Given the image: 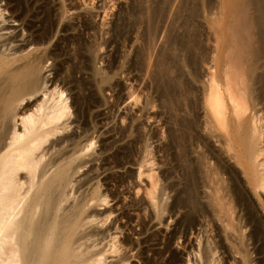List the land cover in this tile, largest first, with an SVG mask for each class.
Segmentation results:
<instances>
[{
    "label": "bare ground",
    "instance_id": "bare-ground-1",
    "mask_svg": "<svg viewBox=\"0 0 264 264\" xmlns=\"http://www.w3.org/2000/svg\"><path fill=\"white\" fill-rule=\"evenodd\" d=\"M73 1L0 0V24H2L0 31L12 30L10 37L7 36L9 34L0 33V264H130L132 258L137 259L138 264H264L262 222L252 202H249L244 186L241 185L234 171L235 168L232 169L227 163L232 161L241 169L258 199L262 197L261 194L264 197L262 146L264 125L255 112V107L258 105L263 106L264 109V20L260 19L261 16L264 18V4H262L264 2L229 0L233 12L239 6H243L244 10L225 25L226 50L219 54V38L216 35V46L214 51L212 50L214 53L210 51L212 55L208 57L209 53L206 47L202 46L199 32L191 28L190 16L186 17L188 0L180 1L177 12H174L176 17L172 25L169 24L168 30L165 29L167 32L164 39L165 46L175 48L181 53L178 54L181 55L180 58L182 57L181 61L186 63L180 65L178 60L180 58L165 53L169 49L162 52L163 48L165 50L163 47L161 52H158L153 77L156 85L159 86L157 87L161 88L163 97L169 100L186 93V122L183 121L184 125L186 123V130H181L179 138L175 139L179 141L181 152L179 159L182 163L186 159L184 163L186 164V194L184 193L186 197L176 198L168 204L164 203V199V202H155V195H152L154 191L149 193L151 202L147 203L148 207L143 208L145 212L143 217L146 218L147 214L148 222L138 216L140 212L142 213L141 207L144 204L133 202L128 209L130 212H136L137 221L134 223L139 227V231L136 229L131 231V227L128 228L136 236V240L132 241L126 236L128 233L123 235V239H118L117 235L123 233L122 227H126V224L114 228L110 225L114 226L116 221L108 223L114 211L109 208L106 210L110 195L108 188L106 187L108 191H105L106 189L103 190L105 192L101 191L102 186L105 188L108 175H105L103 181H99L104 171H101L100 175L96 174L98 177H92L95 174L89 172L92 175L90 177L89 173H85L88 171L83 172V168L93 162L91 159L93 160L95 154L98 158L110 153L116 142L127 140L128 137H132L128 139L129 143L124 141L128 145L116 147V152L113 155L111 153L114 168L123 169V166L131 164L141 169L146 162L145 158L152 159H147L151 156V151L147 147L149 141L145 139L147 143L144 142L142 135L138 133L139 129L135 127L137 124L134 126L132 123L134 119L130 124L128 121L126 127L118 128L115 133L118 135V140L116 138L113 140L112 137L114 142L107 143L111 138L103 140L99 137L103 140L99 144L95 141L97 137H93L98 133L94 130L88 135L89 125L94 121V117L90 114L91 109L101 106L100 99L95 97V90L99 93L101 86L106 85L109 80L106 78L107 69L104 71L103 68L101 70V67L95 66L104 58L98 55L102 51L99 52L98 48L104 46L102 42L100 45L99 39L101 40L104 35H111L109 30V33L104 32L106 25L104 19L108 9L114 6L115 0H99L95 5L94 0H90L89 5L87 1L82 2L85 8L79 5L77 7ZM172 1L132 0L130 8L127 9L132 20L126 22L121 16L119 23L112 25L113 35L107 36L110 38L105 40L114 45L122 35L132 33L131 29L136 25L139 26L140 31L136 32L135 41L141 42V50L138 55L135 53L138 57L136 61L140 67L145 65L144 62L148 64ZM251 3L253 6H250ZM159 4L161 7L158 6ZM246 6H255L254 10L258 12V16L252 17L256 19L259 17L257 21L254 18L252 21ZM6 12L9 14L8 17L4 15ZM198 12L197 5L193 8L192 15L195 16ZM100 14L104 15L103 18ZM99 17L102 21L97 27L95 21ZM9 23H12V27L3 25L9 26ZM75 23L82 27L81 30L90 33V38L93 39L89 44H85L82 41L83 37L80 38V33L76 32V35L72 36L85 50V56L79 53L81 56L79 55L78 58L83 62L80 71H84L87 78L84 79L83 76L82 80L80 74L79 81L74 77H67V74L62 75L64 70L60 71L59 68L62 66L57 65L61 57L68 55L67 49L59 46L61 38L58 36L61 32L65 34L76 31ZM17 29H21V33L19 30L16 33ZM175 29L181 32L178 31L179 34L176 35ZM73 44L75 46V43ZM65 46L68 48L66 44ZM50 60L57 64H52L49 66L51 69H48L47 64ZM65 60L64 62H67ZM153 60L155 61L156 58ZM201 64L208 68L204 76L198 72V66ZM184 68L186 83L181 79ZM86 90L90 92L88 95L85 94ZM69 98L70 103H68ZM251 111H254L253 114ZM72 125H75L74 129L69 132ZM75 129L80 130L81 133L78 135ZM110 132L102 134L106 136L109 133L111 137ZM96 143L99 144L98 152L95 151ZM141 144L143 145L140 149ZM137 152L139 155L136 154ZM134 153L137 155L135 157L137 160L133 159V162L130 160ZM226 158L229 160L226 161ZM98 161L99 158L96 160L97 163H106ZM102 165L99 168H102ZM238 167L236 169H239ZM99 168L97 167L101 170ZM98 170L96 173L99 174ZM81 173L84 175L83 178L77 180ZM141 175L142 173L139 172L137 178L141 179ZM120 176L116 178L117 184L123 186L130 180L127 182L128 185L136 187V183L132 180L134 179L132 171L129 170L127 174L125 172L126 177ZM95 178H98L97 182ZM93 181L95 184L92 183ZM111 181L114 182V178ZM80 190L83 192L81 191L78 196L76 193ZM136 190L137 196L138 188ZM258 203L264 213V203ZM102 207L104 211L100 212L99 210L102 209L97 208ZM118 209L123 210L121 206L117 208L116 213L119 212ZM176 211H181V214L178 219L172 221V226L167 225L169 232L163 249L169 256L163 261L160 258L163 256L161 253L165 251L159 252L158 246H162V242L159 241L156 228L157 225L164 223V214L172 217ZM124 217L126 215L121 218ZM168 226L171 227L170 230ZM196 226L199 227L197 230ZM178 234V240L183 239L181 252L185 255L183 256L186 257L185 259L181 258V252L170 249L171 242ZM188 235L194 236L195 245L190 244ZM147 253L151 258L145 256ZM218 253L220 254L217 256ZM253 253L257 258H252ZM224 255L229 258V262H226ZM109 259L111 261L108 262Z\"/></svg>",
    "mask_w": 264,
    "mask_h": 264
},
{
    "label": "rangeland",
    "instance_id": "rangeland-1",
    "mask_svg": "<svg viewBox=\"0 0 264 264\" xmlns=\"http://www.w3.org/2000/svg\"><path fill=\"white\" fill-rule=\"evenodd\" d=\"M73 1V0H72ZM75 1V2H74ZM73 2L75 3H73L74 5H76L77 7H78V5H79V7H81V8H85V7H83L84 5H83V3H85L86 1H87V4L89 5V3L88 2H91L90 0H83V1H81V0H74ZM97 1H99V0H94V5H95V3L97 2ZM180 1L181 0H173L172 1V3H171V5H170V7H169V11H168V14H167V17H166V19H165V21H164V23H162V27H161V32H160V35H159V40L157 39V44L155 45V50H154V52L152 53V55H151V57H150V62L148 63V64H146V62H144V64L145 65H143V66H138L139 64H137L138 62L136 61V60H138L137 58V53L138 52H140V48H141V42L140 41H135L136 40V38H135V34H136V32H138V31H140V30H138L139 29V26L137 27V25L133 28L134 29V31H133V29H131V32L132 33H125L124 35H122V37L120 38V39H117L116 40V42H114V43H116V44H114L113 45V43L112 44H110V42L107 40H105L106 38H110V37H107V36H109L110 34H108V35H104L102 38H101V40L99 39V43H100V45H102V43H103V45L104 46H102L103 48H101V46L98 48V50H99V52H100V50H102L100 53H98V55L100 56V58H102V57H104L103 59H101L102 60V62H98V63H96V68H100L101 70H103L104 69V71H106V69H107V75H106V78L107 79H109L108 80V82L106 83V85H102L101 86V89H99V93L97 92L98 90H95V97L99 100L100 99V107H97V108H92L91 110V112H90V114L92 115V117H94V123L92 122L90 125H89V132H88V135H91L94 131L95 132H98V133H95L94 135H93V137H97L96 139H99V140H96L95 139V141H97V142H99V144H100V141L103 139V140H105L106 138H111V139H109V141L107 142V143H109V142H114L113 140L116 138V140H118V135H116L115 133H116V131L118 130V128H123V126H127L128 125V121H129V124L132 122V120H133V124H134V126L137 128V130H138V133L140 134V136L142 135V137H143V140H144V142H146L147 143V147H149V151H151V156L149 157L148 156V158L147 159H149V158H152V159H149V160H146V158H145V160L144 161H146L145 163L147 164H143L142 165V168L141 169H139L137 166L135 167V166H131V164H127V165H125V166H123V169H119V168H114V164L112 163V159H111V157H112V155L116 152V147H118V148H120V147H122V146H126V145H128V141L130 140V139H132V137L131 138H129L128 137V139L125 141V142H128V143H125L124 141H120V142H116V144L114 145V147H112V149L110 150V153H106V155H104V156H97L98 158H99V161L98 162H100L101 163V161L103 160V159H105L106 160V158L107 157H110V159L109 158H107V160L106 161H102V162H106L105 164L108 166L109 164V166L107 167L105 164H99V163H97L96 162V160L98 159V158H96L95 157V155H94V157H92L93 158V160L91 159V161H93V162H89L90 164H88L87 166H86V168H83V172H85V171H88V172H85V173H91L92 175H100V173H101V171L103 172V175H100L99 177H100V180L99 181H103V179H105L106 178V176L105 175H108V180H106V185H105V188H104V186H102V190L101 191H103V190H105L106 189V187L108 188V190H109V199H108V202H109V205H108V207H106V210L109 208L110 210H112V211H114V213H113V215L110 217V220L108 221V223L109 222H113V221H116V224L113 226V224H111L110 226H112V227H118V226H121L122 227V225L124 226V224H126V227H122L123 229H124V231H123V233L121 234V235H117L118 236V239H123L122 237H124L123 235H126L127 233V235L126 236H129L131 239H132V241H134V240H136V236H134L133 234H132V232H130L129 230L131 229V231L132 230H138L139 231V227H137V225H136V223H134L135 221H137L136 219H137V214H136V212H134V211H132V212H130V209H128V208H130L131 207V204L133 203V202H135V201H137V202H142L143 204H144V206L143 207H141L142 209H141V211H142V215L139 213L138 214V216H141V217H143L144 215H143V213L145 214V212L143 211V208L146 206V207H148L147 206V203L149 204V202H151V201H149L150 200V197H149V193H151V192H153L152 193V195L154 196V198H156L155 199V202H164V200H165V202L164 203H168V204H170L171 202H173L176 198H180V199H184L186 196H185V190H186V164H184L185 162H186V159H185V157H186V155L184 156V161H183V163L181 162V160L179 159V154L181 153L180 152V146H179V144H178V140H175V139H178L179 137V134L180 133H182V131H185L186 129V123H185V125H184V122H186V93H183V95L181 96L180 94H179V96H177V97H175V99L173 98V100H169V99H167V98H165V97H163V95H162V91H160L161 90V88H158L159 86L158 85H156L157 83L155 82L156 80L154 79V77H153V75H154V71H155V65L157 64V58H158V52L160 51L161 52V49L163 48V47H165V50H164V48L162 49L163 51L162 52H165L167 49H169V50H167L165 53H167L168 55L170 54H173V56H177L178 58H180V56L181 55H178V54H181V53H178V51L175 49V48H172V47H167V46H165L166 45V40L164 39L165 38V34H166V30H168V27L170 26L169 24H171L172 25V22L174 21V19H175V17H176V13H174V12H177V9H178V6H179V3H180ZM78 2V3H77ZM83 2V3H82ZM115 3H114V6H112V7H110V5H109V7H110V9H108V13H107V19H106V17H105V19H104V21H105V23L104 24H106L105 25V30H107V31H105L104 30V32H108V30H109V32L111 33V35H113V26L114 25H116V23L118 24L119 22L118 21H120V18H121V16L123 17V18H125L126 19V22H129V21H131L132 19V17L130 18V16L128 15L129 14V12H128V10L127 9H129L130 8V5H131V2H132V0H115L114 1ZM262 2H264L263 0H262ZM82 3V4H81ZM116 4V5H115ZM147 4V3H146ZM174 4V5H173ZM262 4H264V3H262ZM261 4V5H262ZM173 5V6H172ZM198 5V8H199V12L195 15V16H193L192 15V10H193V8L194 7H196ZM253 6V4L251 3L250 4V6ZM1 6H3V3L1 4ZM159 7H161V4H159L158 5ZM250 6H246V9L248 10V13H249V15H251V17L252 16H254V17H256V16H258L257 14H258V12L256 11V10H254L255 8V6L254 7H250ZM263 8H264V5H263ZM244 10V7L243 6H239V8L235 11V12H233V10L230 8V6H229V0H198V1H196V0H188L187 1V3H186V17H189L190 16V18H191V22H192V25H191V28H194L196 31H198L199 32V34H200V39L202 40V46L203 47H206L205 49H206V51H208V53H209V55H208V57L210 56L211 57V55H210V51L211 52H213L214 51V47L216 46L215 44H216V35L218 36V38H219V45H218V52H219V54L221 55L222 54V51H224V49L226 50V46H225V44L227 43V41H226V38H225V25H227L229 22H231L232 20H233V18H234V16L236 17V16H238V15H240V14H242V11ZM170 12V13H169ZM256 14H255V13ZM4 15L6 16V17H8L9 16V14L6 12V13H4ZM172 15V16H171ZM103 16L104 15H102V14H100V17H102L103 18ZM97 18L96 19V23L95 24H97L96 26L97 27H99L100 25H101V21H102V18ZM254 17H252V19L254 18ZM262 17V18H261ZM260 17V19L262 20H264V18H263V16H261ZM118 18V19H117ZM172 19V20H171ZM255 19V21H257V19H259V17H257V19L256 18H254ZM254 19L252 20V21H254ZM117 21V22H116ZM100 22V23H99ZM108 22V23H107ZM113 22H115V23H113ZM12 24V23H11ZM10 23H9V26H7V24H3V25H5V27H12V25H11ZM76 24V23H75ZM217 24V26L215 27V25ZM218 24H219V26H218ZM1 26H2V24H0ZM15 25V24H14ZM14 25H13V27H14ZM77 26V29H79L80 31H78L77 29H76V31H73V32H71V31H69L68 33H65V34H63V32H61L60 34H59V36L58 37H60L61 39H60V44H59V46L61 47V48H63V49H67V52H66V54H68V55H64L63 56V58L61 57L60 59L61 60H58L57 62H58V64L56 63V62H54L53 60H50L49 62H48V64H47V66L49 67V66H51L52 64H57L58 65V67H60V65L62 66L61 68H59L60 69V71H61V69L62 70H64V71H62V75H66L67 77H69V78H71V77H74L75 78V80H81V78H82V80H83V76H84V79H86L87 78V74H84V71H80V70H82V64H83V62H82V60L81 59H79L78 57H79V55L81 54V55H83V56H85V50L82 48L83 46H82V44L80 45V44H78L77 43V41L75 40V38L74 37H72V36H74V35H76V32H78V33H80V38H82V41L83 42H85V44H89L90 43V41H91V39L92 38H90L91 37V35H90V33L88 34V32L86 33V31H84V29H82L81 30V28L82 27H80V25L77 23L76 24ZM99 25V26H98ZM113 25V26H112ZM165 25V26H164ZM178 25V24H177ZM177 25H176V27H177ZM108 26V27H107ZM79 27V28H78ZM217 27H219V28H221L220 30H219V28H217ZM212 28H217V29H215V30H217V32H214L215 30H213ZM166 29V30H165ZM18 30L19 29H17V31H16V33L18 32ZM21 30V29H20ZM19 30V33H21V31ZM112 32H111V31ZM162 30H163V32H162ZM213 30V31H212ZM82 31V32H81ZM165 31V32H164ZM178 31H179V33L181 32L180 30H174V34L176 33V35H178L179 33H178ZM10 32H12V30H9V31H7V30H5V31H0V33H4V34H9V35H7V36H12V35H10ZM83 32H85V33H83ZM108 32V33H109ZM82 33V34H81ZM4 34H2V35H4ZM61 34H63V35H61ZM67 34H68V37H66L67 36ZM71 34V35H70ZM132 36H131V35ZM163 34V35H162ZM83 35V36H82ZM110 35V36H111ZM25 37H26V34L24 35ZM64 36V37H63ZM70 36V37H69ZM106 36V37H105ZM128 38H127V37ZM57 37V38H58ZM63 38H65V39H67L66 41H65V39L63 40ZM74 38V39H73ZM72 39H73V41H72ZM87 39V40H86ZM122 39V40H121ZM54 40V39H53ZM69 40V41H68ZM88 40H89V42H88ZM105 40V41H104ZM132 40V41H131ZM213 40L215 41L214 43H213ZM75 41V42H74ZM92 41H93V39H92ZM118 41V42H117ZM121 41V42H120ZM129 41V42H128ZM165 41V42H164ZM54 43L56 42V39H55V41H53ZM64 42H66L65 44L67 45V47L68 48H66V46H65V44H64ZM69 44H68V43ZM71 42H73V43H75V46H74V44L73 43H71ZM88 42V43H87ZM102 42V43H101ZM105 42H107V43H105ZM124 42H126V43H124ZM132 42H134V43H132ZM136 42V43H135ZM77 43V44H76ZM98 43V42H97ZM163 43V44H162ZM165 43V44H164ZM84 44V43H83ZM110 46H109V45ZM127 44V45H126ZM129 44V45H128ZM52 45H53V43H52ZM71 45V46H70ZM77 45H79V47L81 46V48H77L78 46ZM138 45V46H137ZM163 45V46H162ZM77 46V47H76ZM131 46V47H130ZM133 46V47H132ZM137 46V47H136ZM69 47H70V49H69ZM109 49H108V48ZM120 47V48H119ZM139 47V48H138ZM213 48V49H212ZM72 49V50H71ZM117 49V50H116ZM160 49V50H159ZM173 49V50H172ZM108 50V51H107ZM124 50V51H123ZM174 50H176V51H174ZM213 50V51H212ZM80 51V52H79ZM131 51V52H130ZM173 52V53H171V52ZM105 52V53H104ZM106 52H107V54H106ZM114 52V53H113ZM133 52V53H132ZM177 52V53H176ZM75 53V54H74ZM80 53V54H79ZM125 53V54H124ZM137 55H136V54ZM214 53V52H213ZM177 54V55H176ZM80 55V56H81ZM108 55V56H107ZM111 55V56H110ZM69 57V58H66V57ZM77 56V57H76ZM110 56V57H109ZM172 56V55H171ZM108 57V58H107ZM113 57V58H112ZM131 57V58H130ZM133 57V58H132ZM65 58H66V60H65ZM71 58V59H70ZM156 58V60L154 61L153 59H155ZM182 58V57H181ZM178 59L180 62V65H183V63H186V62H184V61H181L182 59ZM67 59H69V60H67ZM113 60V61H110V60ZM121 59V60H120ZM64 60L65 61H67V62H64ZM74 60V61H73ZM76 60V61H75ZM78 60H80V61H78ZM100 60V61H101ZM132 60V61H131ZM59 61H61V63L59 62ZM110 61V62H109ZM116 61V62H115ZM119 61V62H118ZM54 62V63H53ZM108 64L109 63V65H107L106 63ZM113 62V63H112ZM128 62V63H127ZM60 63V64H59ZM120 63V64H119ZM154 63V64H153ZM75 64V65H74ZM79 64V65H78ZM101 64H102V66H101ZM106 64V65H105ZM122 64V65H121ZM136 64H137V66H136ZM73 65V66H72ZM104 65V66H103ZM120 65V66H119ZM131 67H130V66ZM69 66V67H68ZM107 66V67H106ZM109 66V67H108ZM113 66H114V68H113ZM118 66V67H117ZM122 66H124V67H122ZM145 66V67H144ZM147 66V67H146ZM201 66H203L202 68H201ZM135 67V68H134ZM152 67V68H151ZM72 68H74V70H72ZM76 68H78L77 70H76ZM80 68V69H79ZM103 68V69H102ZM146 69V71H145V69ZM186 68V67H185ZM185 68L183 69V75H182V81H185V83H186V70H185ZM48 69H51V67H49ZM58 69V70H59ZM113 69V70H112ZM119 69V70H118ZM120 69H122V70H120ZM67 70V71H66ZM70 70V71H69ZM123 70H124V72H123ZM207 70V71H206ZM48 71V70H47ZM74 71V72H73ZM108 71H109V73H108ZM116 71V72H115ZM152 71V72H151ZM70 72V73H69ZM83 72V73H82ZM126 72V73H125ZM144 72H146V73H144ZM198 72L200 73V75L201 76H204V75H206L207 74V72H208V68H207V66H205L204 64H201V65H199L198 66ZM205 72V73H204ZM63 73H65V74H63ZM86 73V72H85ZM123 73V74H122ZM131 73H133V74H131ZM136 73V74H135ZM152 75H151V74ZM80 74H81V78H80ZM46 75H48V73H46ZM73 75V76H72ZM86 75V76H85ZM111 77H113V78H111ZM133 75V76H132ZM141 75V76H140ZM147 75V76H146ZM124 76V77H123ZM126 76V77H125ZM138 76V77H137ZM140 76V77H139ZM150 76V77H149ZM129 77V78H128ZM131 77V78H130ZM73 78V79H74ZM80 78V79H79ZM111 78V79H110ZM124 78V79H123ZM133 78V79H132ZM143 78H144V80H143ZM153 80H152V79ZM137 81H136V80ZM89 80H90V78H89ZM111 80V81H110ZM133 81V82H132ZM130 82H131V84H130ZM150 82H151V84H150ZM140 83H142V85L140 84ZM144 83H145V86H144ZM185 83H184V87H185ZM122 84V85H121ZM137 84V85H136ZM118 85V86H117ZM127 85V86H126ZM113 86V87H112ZM117 86V87H116ZM133 86V87H132ZM135 86V87H134ZM138 86V87H137ZM141 86V87H140ZM147 86V87H146ZM158 86V87H157ZM125 87H126V90L128 91H126L125 90ZM132 87V88H131ZM143 87V88H142ZM157 87V88H156ZM180 87H182V85L180 86ZM196 87L197 88H199L198 86H197V84H196ZM117 88V89H116ZM139 88V89H138ZM145 88V89H144ZM147 88V89H146ZM154 88V89H153ZM102 89H106L105 91L103 90L102 91ZM129 89H130V91H129ZM133 89V90H132ZM143 89V90H142ZM181 90H182V88H180ZM184 89V88H183ZM101 90V91H100ZM138 90V91H137ZM146 90V91H145ZM149 90H150V92H149ZM158 90V91H157ZM85 92V91H84ZM87 92V93H86ZM86 92H85V94L86 95H88L90 92L88 91V90H86ZM113 92V93H112ZM134 94H133V93ZM135 92H137V93H135ZM148 92V93H147ZM158 94H157V93ZM185 92V91H184ZM119 93V94H118ZM129 93V94H128ZM141 93V94H140ZM66 94H68V93H66ZM100 94V95H99ZM133 94V95H132ZM137 94V95H136ZM151 94V95H150ZM157 94V95H156ZM131 97H130V96ZM136 95V96H135ZM139 95V96H138ZM117 96V97H116ZM142 96V97H141ZM147 96H148V98H147ZM116 97V98H115ZM120 97V98H119ZM133 97V98H132ZM150 97L152 98V99H150ZM180 97V98H179ZM164 98V99H163ZM106 99V100H105ZM148 100V102L150 103V105H149V103L147 102V100ZM157 99V100H156ZM162 99V100H161ZM166 99V100H165ZM180 99V100H179ZM102 100V101H101ZM120 100V101H119ZM141 101V103H140V101ZM145 100V101H144ZM150 100H151V102H154V103H151L150 102ZM153 100V101H152ZM176 100V101H175ZM106 101V102H105ZM136 103H135V102ZM172 101V102H171ZM71 102V99L69 98V100H68V103H70ZM104 103V104H103ZM108 103V104H107ZM164 103V104H163ZM166 103V104H165ZM172 103V104H171ZM176 104V105H175ZM181 104V105H180ZM104 105V106H103ZM167 105V106H166ZM180 105V106H179ZM134 106V107H133ZM152 106V107H151ZM161 106V107H160ZM150 107H151V109H150ZM173 107V108H172ZM263 106H261V105H258V107H255V112L257 113V117H259V118H261V124L262 125H264L263 123V121H264V109L262 108ZM109 108V109H108ZM146 108V109H145ZM141 109V110H140ZM153 109V110H152ZM165 109V110H164ZM174 109V110H173ZM180 109V110H179ZM260 109L261 110H263V111H260ZM145 110V111H144ZM170 111V112H169ZM180 111V112H179ZM182 111V112H181ZM93 112V113H92ZM140 112V113H139ZM165 112V113H164ZM169 112V113H168ZM173 114H172V113ZM252 112H254V111H251V113ZM96 113V114H95ZM250 113V114H251ZM260 113V114H259ZM168 114H169V116H168ZM253 114V113H252ZM99 116V117H95V116ZM102 115V116H101ZM146 115H148V116H146ZM177 115V116H176ZM262 115V116H261ZM104 116V117H103ZM166 116V117H165ZM249 116H252V115H249ZM102 117V118H101ZM128 117V118H127ZM133 117V118H132ZM140 117V118H139ZM142 117V118H141ZM126 118V119H125ZM181 118V119H180ZM72 120H73V117L71 118ZM96 119V120H95ZM101 119H102V121H101ZM128 119H130V120H128ZM149 119H150V121H149ZM153 119V120H152ZM185 119V120H184ZM100 120V121H99ZM124 120V121H123ZM127 122H126V121ZM177 120V121H176ZM97 121V122H96ZM131 121V122H130ZM139 121V122H138ZM163 121V122H162ZM184 121V122H183ZM102 122V123H101ZM122 122V123H121ZM148 122V123H147ZM175 122H176V124H175ZM95 123H98V124H95ZM152 123V124H151ZM163 123V124H162ZM167 123V124H166ZM182 123V124H181ZM126 124V125H125ZM93 125V126H92ZM95 125H96V127H95ZM101 125V126H100ZM139 125H141V126H139ZM183 125V126H182ZM73 126V127H72ZM71 126V128H70V130H69V132H71V130H73L74 129V126L75 125H72ZM98 126V127H97ZM145 126V127H144ZM181 126H182V128H181ZM93 127V128H92ZM101 127V128H100ZM124 127V128H125ZM144 129H143V128ZM95 128V129H94ZM100 130H99V129ZM111 128V129H110ZM114 128V129H113ZM142 128V129H141ZM177 128V129H176ZM184 128V129H183ZM103 129V130H102ZM116 129V130H115ZM94 130V131H93ZM99 130V131H98ZM182 130V131H181ZM75 131H76V129H75ZM80 130H78V131H76L77 132V134L79 135L81 132H79ZM108 131H111L110 132V135H111V137L109 136V133L106 135V136H103L104 134H102V133H104L105 132V134L108 132ZM177 131V132H176ZM263 131H264V128H263ZM92 132V133H91ZM175 132V133H174ZM149 133V134H148ZM98 134V136H96ZM100 134V135H99ZM102 134V135H101ZM145 134V135H144ZM173 134V135H172ZM116 135V136H115ZM104 138H103V137ZM115 136V137H114ZM99 137H101L102 139L100 140V138ZM112 137H113V140H112ZM171 137V138H170ZM145 139H146V141H145ZM150 139V140H149ZM102 140V141H103ZM111 140V141H110ZM115 140V141H116ZM153 140V141H152ZM177 142V143H173V142ZM262 141H264V132H263V136H262ZM124 143V144H123ZM146 143H145V145H146ZM98 143H96V147H95V151L96 152H98V150H99V145ZM118 144V145H117ZM144 144V143H143ZM143 144H141V146L139 145V148L141 149V147H142V145ZM149 144V145H148ZM177 144V145H176ZM185 144H186V142H185ZM122 145V146H121ZM176 145V146H175ZM182 145H183V142H182ZM182 145H181V149H182ZM120 146V147H119ZM179 146V147H178ZM262 146H263V148H264V142H263V144H262ZM114 148V149H113ZM118 148H117V150H118ZM177 148H179V149H177ZM135 149V148H134ZM174 149V150H173ZM114 151V152H111V151ZM186 150V149H185ZM138 152H140V151H138ZM136 153V154H138L139 155V153ZM111 153H112V155H111ZM186 153V152H185ZM263 153H264V151H263ZM135 154V153H134ZM134 154H132V159L130 160V161H133V159L134 160H137L135 157H137V155L135 156ZM176 154V155H175ZM110 155V156H109ZM134 155V156H133ZM154 156V157H153ZM174 156H175V158H174ZM102 157H104L103 159H101ZM106 157V158H105ZM139 157V156H138ZM263 157H264V154H263ZM96 159V160H95ZM109 160V161H108ZM229 159H227L226 158V161H228ZM95 161V162H94ZM149 161V162H148ZM107 162H109V164L107 163ZM134 162V161H133ZM155 162V163H154ZM151 163V164H150ZM228 163V165L232 168V169H234V171L237 173V175H238V178H239V180H240V183H242L241 185L242 186H244L243 188H244V192L246 193V196H247V198H248V200H249V202H252V205L254 206V208L256 209V212L258 213L257 215H259V218H260V220H261V222H262V227H263V230H264V213H263V211L261 210V206L259 205V203L258 202H263L264 203V197H263V195L261 194V198L260 199H258L256 196H255V194H254V192L252 191V189H251V187L248 185V183H247V180H246V178H245V176L243 175V173H242V171H241V169L239 168V169H236L237 167H236V165L232 162V161H228L227 162ZM233 165H232V164ZM93 164V165H92ZM177 164V165H176ZM96 165H97V167L99 168V167H101V165H102V168H99V169H101V170H98L97 169V167H96ZM99 165V166H98ZM105 165V166H104ZM90 167V169L93 171H91L90 169H88L89 167ZM94 167V168H92V167ZM151 167V168H150ZM183 167V168H182ZM95 168H96V170H95ZM106 168H107V170H106ZM85 169V170H84ZM86 169H88V170H86ZM102 169H104V170H102ZM182 169V170H181ZM184 169V170H183ZM97 170L99 171V174L98 173H96L97 172ZM132 171V174H133V178L134 179H132L133 180V182L134 183H136V187L135 186H133L132 187V185H128V183L127 182H129V181H127V182H125L124 184H123V186H120L119 184H117V179L116 178H118L120 175L121 176H123V177H126L125 176V172H126V174H127V172L128 171ZM95 171V172H94ZM107 171V172H106ZM185 171V172H184ZM242 173H240V172ZM106 172V173H105ZM139 172L140 173H142V175H141V179H138L137 177H138V174H139ZM90 173H89V175H90ZM167 174V175H166ZM183 174V175H182ZM82 173H81V176H80V174H79V176L77 177V180L78 179H82L83 177H82ZM92 175H90V177L92 176ZM92 176V177H98L97 175L96 176ZM84 176V175H83ZM120 176V177H121ZM184 176V177H183ZM80 177H82V178H80ZM110 178H111V180H113V178H114V182H112L111 180H110ZM162 178H163V180H162ZM102 179V180H101ZM94 180H96V182H97V180H98V178H95ZM115 180H116V182H115ZM165 180V181H164ZM245 180V181H244ZM157 181V182H156ZM141 184H140V183ZM92 183H94L95 184V182L93 181ZM118 186V187H117ZM165 187H166V189H165ZM87 187H85V189H86ZM138 188V191H139V193H138V195L136 196V192H137V189ZM82 190H84L83 188H82ZM82 190H80L78 193H76L78 196L83 192ZM107 189L105 190V191H108ZM160 190V191H159ZM82 191V192H81ZM105 191H103V192H105ZM136 191V192H135ZM184 191V192H183ZM156 192V193H155ZM155 193V194H154ZM185 193V194H184ZM75 194V197H77V195ZM178 194V195H177ZM151 195V196H152ZM162 195V196H161ZM136 196V197H135ZM161 196V197H160ZM159 197H160V199H159ZM172 197H173V199H172ZM111 198H113V199H111ZM115 198V199H114ZM159 199V200H158ZM164 199V200H163ZM114 200V201H113ZM152 202H154V201H152ZM120 203V204H122V205H118V204ZM115 204V205H114ZM142 204V205H143ZM126 205V206H125ZM115 206V207H114ZM119 206V207H118ZM122 206V209L125 211V212H122L123 210H121L120 211V209H118V211L119 212H117V213H119L118 215H117V213L115 212V211H117V208H120ZM125 206V207H124ZM128 206V207H127ZM111 207V208H110ZM124 207V208H123ZM114 208V209H113ZM98 210L99 209H102V210H99L100 212H103L104 211V207H102V208H97ZM127 209H128V211H127ZM123 214H122V213ZM183 212V211H182ZM146 213H147V211H146ZM180 214H181V211L179 212V211H176V213H174V215H172V217H169V215H166V214H164V216H163V222L164 223H162V224H160V225H157V230H158V232H157V230L155 229V231L159 234V236H158V238H160L159 239V241H161L162 243H161V245L162 246H158V248H159V252H162V251H165L163 248H164V244H165V242H166V235H167V233L169 232V231H167V225H169V226H172L173 225V222H174V220L175 219H178V216H180ZM121 215V216H120ZM124 215H126V217H124V219H122L123 218V216ZM119 216H120V218H119ZM171 216V215H170ZM115 217V218H114ZM170 219H169V218ZM143 218H145V217H143ZM148 217H147V214H146V220H147V222H148V219H147ZM116 219V220H115ZM117 219H119V220H117ZM130 219V220H129ZM172 219V220H171ZM124 220V221H123ZM125 220H126V223H125ZM127 220H128V222H127ZM131 220H132V222H131ZM145 220V221H146ZM173 221V222H172ZM171 222H172V224H171ZM107 223V225L109 226V224ZM128 223V224H127ZM168 226V230H170L169 228H171V227H169ZM131 227V228H130ZM113 228V229H114ZM128 228H130V229H128ZM199 227L198 226H196V230L198 229ZM126 230V231H125ZM166 230V231H165ZM112 233H114V231L112 230ZM247 233H248V230H247ZM246 233V234H247ZM263 233H264V231H263ZM133 235V236H132ZM148 235V234H147ZM120 236V237H119ZM178 237H179V234H178V236L171 242V244H170V249L171 250H174V251H176V252H178V253H180L181 252V250H182V247H181V243L183 242L182 240L183 239H181L180 241L178 240ZM188 240H190V244H196V242H195V240H194V236H190V235H188ZM179 241V242H178ZM192 241V242H191ZM186 246H187V243H186ZM225 246V245H224ZM157 248V249H158ZM162 249V250H161ZM249 249H251V246L249 247ZM182 253V252H181ZM148 254V253H147ZM145 255V256H147V257H150L151 258V255L150 254H148V255ZM161 254H163V256H161V260H163L164 261V259L166 260V258H168V256H169V254L165 251V252H162ZM220 253H218L217 254V256L219 255ZM130 255V254H129ZM150 255V256H149ZM181 255V258L182 259H185L186 257H183V256H185V255H183V253L182 254H180ZM222 256V255H221ZM220 256V257H221ZM225 259H226V262H229L230 260H229V258L227 259V257H226V255H224L223 256ZM149 258V259H150ZM252 258L253 259H255V258H257L256 256H255V253H253L252 254ZM161 260H159V262H161ZM193 260V259H192ZM228 260V261H227ZM109 261H111V259H109L108 260V262ZM162 263V262H161ZM130 264H138V262H137V259H134V258H132V259H130ZM178 264H182V263H178Z\"/></svg>",
    "mask_w": 264,
    "mask_h": 264
}]
</instances>
